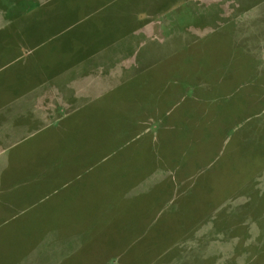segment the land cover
Returning <instances> with one entry per match:
<instances>
[{
	"label": "rangeland",
	"instance_id": "obj_1",
	"mask_svg": "<svg viewBox=\"0 0 264 264\" xmlns=\"http://www.w3.org/2000/svg\"><path fill=\"white\" fill-rule=\"evenodd\" d=\"M111 8L54 37L72 48L104 30L95 21L129 17L124 32L106 29L109 44H75L108 58H64L62 70L84 61L96 82L76 94L62 132L21 155L30 170L53 168L40 185L55 180L0 227V264H162L198 246L185 241L197 229L250 207L264 169V0Z\"/></svg>",
	"mask_w": 264,
	"mask_h": 264
},
{
	"label": "crops",
	"instance_id": "obj_2",
	"mask_svg": "<svg viewBox=\"0 0 264 264\" xmlns=\"http://www.w3.org/2000/svg\"><path fill=\"white\" fill-rule=\"evenodd\" d=\"M116 1L0 0V227L16 219L24 205L52 187L55 180V176L50 175L51 181L40 185L38 173L44 169L50 172L53 168L42 165L30 170L21 155L32 151L37 154L43 141L46 144L50 136L62 132L64 116L69 113L65 111H75L76 94H82L96 82L90 70L84 71L87 66L84 61L82 64L72 62L65 67L66 71L62 70L64 58L74 57L75 60V56H80L89 61V66L91 60L108 58L96 50L88 49L85 53L83 46L75 51V44L87 42L98 48L97 43L109 44L106 29L114 28V32L121 33L127 28L129 17L122 20L123 23H112V19L111 23L108 19L95 21L91 28L104 30L101 33L97 30L96 37L94 33L87 40L79 34L72 48L70 45L64 48L61 41L54 42V37L75 25L81 17H89V12L103 11L107 5L110 12H115L111 4ZM127 8L121 9V13ZM130 18L131 22L136 21ZM122 38L114 40L121 43ZM13 150L17 153L16 163L10 159ZM31 172H35L38 180L30 186L27 178ZM254 182L246 213L235 209L219 219L214 227L205 225L197 229L193 237L185 241L198 246L188 247L190 254L185 251L183 258L174 254L172 260L168 258L170 260L162 264H264V169Z\"/></svg>",
	"mask_w": 264,
	"mask_h": 264
}]
</instances>
